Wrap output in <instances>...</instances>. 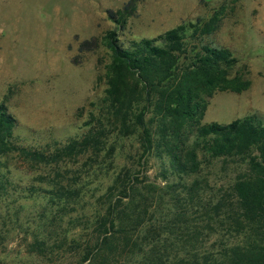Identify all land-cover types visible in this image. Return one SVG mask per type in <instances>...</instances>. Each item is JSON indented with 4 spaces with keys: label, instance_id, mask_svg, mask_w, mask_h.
Instances as JSON below:
<instances>
[{
    "label": "trees",
    "instance_id": "obj_1",
    "mask_svg": "<svg viewBox=\"0 0 264 264\" xmlns=\"http://www.w3.org/2000/svg\"><path fill=\"white\" fill-rule=\"evenodd\" d=\"M135 1L129 0L124 13ZM219 14L217 10L208 18L182 22L153 38L126 43L116 30H109L101 39L82 42L80 51L94 50L98 41L107 49L104 97L96 112H90L87 130L53 150L18 143L17 122L0 102V157L16 155L30 167L49 168L51 174L85 154L98 158L112 136H136L141 167L156 154L169 161L164 175L180 179L177 184L185 196L179 192L171 197L169 211L159 215L162 189L173 191L177 184L144 185L142 169L116 172L103 203L84 226L91 230L89 236L73 239L77 263L264 264V119L249 114L227 123L200 124L207 97L217 91L242 92L251 85L246 65L228 48L206 40L220 26ZM190 122H196L192 142ZM215 158L240 162L244 171L231 186L230 200L202 205L205 217L193 219L199 186L185 178ZM50 181L52 188L44 192L64 201L61 210L80 199L76 183ZM10 182L0 174V192ZM28 188L31 195L37 191L33 184ZM215 235L217 246H208ZM55 249H63V244L37 237L30 243V252L40 256H58Z\"/></svg>",
    "mask_w": 264,
    "mask_h": 264
},
{
    "label": "rangeland",
    "instance_id": "obj_2",
    "mask_svg": "<svg viewBox=\"0 0 264 264\" xmlns=\"http://www.w3.org/2000/svg\"><path fill=\"white\" fill-rule=\"evenodd\" d=\"M128 2L0 0V102L17 122L18 143L53 150L87 130L90 112H96L104 97L103 71L109 56L100 41L94 50L80 51L82 42L101 39L109 30H116L126 43L153 38L217 10L220 26L206 40L231 50L249 70L251 85L242 92L217 91L207 97L200 124L227 123L249 114L264 119V0H137L124 13ZM195 125L187 126L188 142L195 139ZM140 153L136 136H112L98 158L85 154L51 174L49 168L30 167L16 155L1 156L0 174L11 182L0 192V264H79L73 256V239L83 241L90 233L84 226L123 167L142 169L144 185L180 183L176 175H164L167 159L153 154L141 167ZM244 168L232 159L215 158L204 162L198 174L185 178L199 186L191 218H204L206 204L230 200L231 186ZM53 178L76 183L80 199L61 210L64 201L44 192L52 188ZM32 184L37 191L31 195ZM161 192L165 198L158 206L159 215L169 211L171 197L179 192L185 196L181 184ZM35 237L62 243L63 249H55L58 256L32 253L30 243ZM215 239L216 235L207 245L217 246Z\"/></svg>",
    "mask_w": 264,
    "mask_h": 264
}]
</instances>
